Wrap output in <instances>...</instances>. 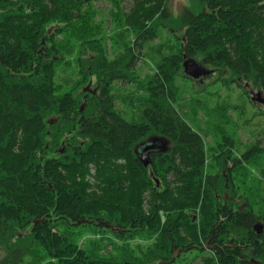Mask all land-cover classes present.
<instances>
[{
	"label": "trees",
	"instance_id": "1",
	"mask_svg": "<svg viewBox=\"0 0 264 264\" xmlns=\"http://www.w3.org/2000/svg\"><path fill=\"white\" fill-rule=\"evenodd\" d=\"M94 1L0 0V264H171L191 251L208 252L200 264H264V187L239 198L232 177L264 147L234 158L223 129L233 108L206 109L176 86L194 59L227 74L222 84L264 94V0H190L176 15L171 0H106L115 32L130 36L111 60ZM161 33L155 72L138 81ZM88 79L94 94L80 92ZM129 86L137 91L120 94ZM150 137L166 151L144 168L133 147ZM74 228L100 236L80 246ZM141 235L154 242L132 253L127 242Z\"/></svg>",
	"mask_w": 264,
	"mask_h": 264
},
{
	"label": "rangeland",
	"instance_id": "2",
	"mask_svg": "<svg viewBox=\"0 0 264 264\" xmlns=\"http://www.w3.org/2000/svg\"><path fill=\"white\" fill-rule=\"evenodd\" d=\"M93 6L101 10V13L97 17V20H99L102 25L101 29L103 33V40L101 44L106 57H108V60H111L116 55L121 53L124 45H128L130 36H128V34L124 32L123 34L115 32L113 23L110 21L109 15L107 13L109 4L106 0H95L93 2ZM180 6H190V0H171V8L174 15H176V9H179ZM168 42V36L165 33H161L159 40L145 45L143 50L144 56L140 60L135 70V76L137 77L138 81H142L145 79V77L154 74V64L157 61H153V58H155L156 55L155 51L156 49L158 50L159 47L167 45ZM147 54H149V56H147ZM205 72L206 73L204 75H198L195 79H193V81L191 80L192 78H189L185 75H183L184 77H179L176 80V86L178 88L180 96L185 99H197L206 109H214L224 103H228L229 107L233 108V110H230L228 112L229 117L227 119L230 122H228V125L223 124V129L225 135L233 139L234 158L241 157L243 153L248 151L251 146L257 143V140L260 141V146L264 147V122L261 115L264 113V102L260 104L252 100L259 91L253 90L248 84L244 85L243 82H239V86H237L236 84H222V81L228 79V75L215 71L211 68H208V70H205ZM63 73L64 72H61L59 74ZM90 82L91 79H88L87 83L84 87L81 88L80 92H82L83 88L88 87L87 85ZM88 90H90V92H94L96 90V86L92 84L91 87L88 88ZM136 91L137 89L135 86H129L125 90H119L120 94L122 95H129L130 93ZM143 94L144 90H141L139 91L138 96H143ZM260 98H262L264 101L263 93H261ZM175 107L177 108L176 105ZM199 116L200 118L204 119V116L200 112ZM130 118L133 119L131 115L128 116V119ZM189 123L191 124V122ZM204 125L205 124H201V126ZM219 140L220 136L214 133L206 136L204 138V143L208 149H214ZM63 145L64 144L61 143V147H63ZM255 160L257 162L256 165L244 167L239 173H232V177H234V184L235 186H237V188H239L237 189L239 198L242 193L248 192L251 187L252 190L257 189V187H264V174L262 175L261 173L262 171H264V155L255 157ZM216 172L217 168L214 162L211 159H208L206 163V173L215 174ZM241 174L247 177L248 181L246 182L245 186L242 185L243 177ZM223 175V177H225V181L227 182L228 178L226 177V174L223 173ZM257 181L260 182V185H257ZM259 192L254 191L253 193V198L255 201V208L253 209L255 211L258 207L262 206V204H260L261 194H258ZM225 197L226 199H230L228 196ZM239 198L237 196V198H232V200H234V202L241 208L243 203L239 202ZM193 221H195V219H193ZM73 231L75 233L83 234H75L76 236L78 235L76 238L80 246H87L86 244L88 241L97 239L100 236L99 234L97 235L96 233H94V231H91L90 228H74ZM104 235L109 239H114L109 232H104ZM153 242V237L141 235L138 237L136 236L133 240H129L127 244L129 250H133V253L139 250L145 251L148 246H151L153 244ZM105 245L106 251L110 250V245H108V243H106ZM112 254L117 255V252L112 251ZM207 256L208 252H175L173 254V260L171 264H200L199 262L201 261V258ZM28 262L29 261L26 259L25 264Z\"/></svg>",
	"mask_w": 264,
	"mask_h": 264
},
{
	"label": "water",
	"instance_id": "3",
	"mask_svg": "<svg viewBox=\"0 0 264 264\" xmlns=\"http://www.w3.org/2000/svg\"><path fill=\"white\" fill-rule=\"evenodd\" d=\"M49 32L50 31H48L47 33L49 34ZM182 69H183V74L192 79H195L198 75H204L206 73L204 69L200 68L197 65V63H195L193 60H190V59H186L183 61ZM82 91L84 93H89V94L95 93V91L90 92V90H88V87H85ZM260 95H261V92H258L252 100L262 104L264 101L262 98H260ZM84 103H85V100L83 99L80 105V112H82L83 110ZM49 124L52 125L53 122H50ZM165 146H166V142L161 140L160 138H155V137L148 138L147 145L142 150L141 156L139 157V160L141 164L143 165V167L146 168L151 164L150 156H152L153 153H149V152H155V151H157V153L164 152L166 151ZM60 153H62L61 150H60ZM101 225H104V224H101ZM262 228H263L262 225H257L254 227L257 233H259L260 230H262Z\"/></svg>",
	"mask_w": 264,
	"mask_h": 264
},
{
	"label": "flooded vegetation",
	"instance_id": "4",
	"mask_svg": "<svg viewBox=\"0 0 264 264\" xmlns=\"http://www.w3.org/2000/svg\"><path fill=\"white\" fill-rule=\"evenodd\" d=\"M195 63H197V65L204 69V70H208L207 67H204L199 61L192 59ZM193 81V79H191ZM96 93V92H95ZM147 145V141H143L141 143H139L138 145H136L135 147H133V153L135 154L136 157H140L142 150L145 148V146ZM149 153H153V154H157V151L155 152H149ZM151 157V156H150Z\"/></svg>",
	"mask_w": 264,
	"mask_h": 264
}]
</instances>
